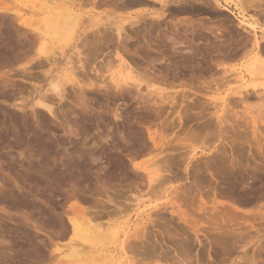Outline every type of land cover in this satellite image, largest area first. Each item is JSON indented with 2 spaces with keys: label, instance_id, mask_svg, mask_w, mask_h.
I'll list each match as a JSON object with an SVG mask.
<instances>
[{
  "label": "rangeland",
  "instance_id": "1",
  "mask_svg": "<svg viewBox=\"0 0 264 264\" xmlns=\"http://www.w3.org/2000/svg\"><path fill=\"white\" fill-rule=\"evenodd\" d=\"M35 1L37 0H0V264H146L147 262V264H179L182 260L180 256L181 254L177 250H174V246L179 244V242H182L183 244L186 240L190 241L191 249L188 248L190 252L187 256L188 260H185V263L186 261H189L191 264H264V220L260 219L261 215H264V181L261 183H253L251 182L252 180L247 177V174L244 173V182L246 184L244 183L245 185L243 186H240L242 183L238 185L239 180L237 181L232 177V180L228 179L229 176L226 177L225 175L223 176L224 179L218 177L220 183L217 185L215 181L213 183L207 176L211 181L208 179L209 182L204 180V183H195V187L193 184L194 182L192 181L193 172H163V174L166 173L165 175L168 178L166 186L176 190L174 191L175 193H173V196L168 195V197L165 198L162 194L152 196L151 193L148 192V172L140 170V168L144 166H149V168L152 167L153 160H156L157 158L155 157L156 153L160 151L163 153L165 151L166 153L172 151L173 148L170 146H172L174 142L176 143L175 140L183 138L182 141H180L189 145L190 142H193V138L190 140L191 134L196 131L199 132V130L204 128L202 125L205 123V119L203 118L202 120V118H197L193 113L190 114V117H186L185 120H183V118L181 124L178 114L176 113L181 109V106L183 105L182 103L188 104L190 100L189 98H193L194 96V98H201V100L211 98L212 100L214 99L212 101L214 103H212L213 105H209L210 107L207 109L214 111L221 108L220 97L226 92L241 90L244 83L237 78L240 75L237 71H233L229 77L230 79L223 85H220L221 87L217 86V88H215V85H212L210 89L199 88L195 85L188 86V82L191 83L188 80L190 76H193L195 73V75L199 77L195 76L196 79L194 76V79H192V77L190 78L192 81L195 80L193 81L194 83L200 79L202 80L205 76L208 78L210 77L209 75H211L212 78L217 77L218 79V76H220V74L222 75V68L215 70L214 65L211 66L210 64L213 59L218 61L221 57V37L226 36V34L229 35V37L232 35L229 38V40L231 39V42L229 43H232V45H236L237 41L235 40L239 38V33L251 37L250 34L242 32L243 30L241 28H237V21L234 20V16L230 15V13L225 10H221L222 6H226L230 9L235 16H237L239 12L240 14L237 17L244 19L245 21H248V18H250L249 20L254 19V17L259 18L257 14L258 12L251 9L244 10L240 8L243 4L242 0H219V3L215 0H200L201 3H197V1L195 2L193 0V2H191V0H180L178 7H175L172 4V0H163L161 1V4L155 0H141L143 3L141 2L139 4L133 3L131 0L130 2L129 0H120L119 2L122 1L120 6L117 4L118 1L116 2L115 0H106L111 3L113 1V5L105 0V2L103 0H95L98 3L95 1L93 2V0H89L91 3H87V0H83L86 2L85 3L81 0L80 2L82 4L80 3V6L79 4L76 6L78 7L77 13L80 19L78 18L77 23L75 22L68 26V24H63L60 17H57L60 15L56 14L55 17L57 18L54 17V10H51V8L45 9V12L44 10H38L31 13L28 9V5H31V3ZM38 1L42 3L45 1V5L43 6H47V0ZM124 1L125 3H123ZM42 13L45 16L42 15ZM155 13L161 15L159 16L161 18L159 23H156L158 21L151 18L155 17ZM114 18H116L117 21L120 19L119 22L122 26L124 25V29L126 27L127 30H125L128 32H126V35L124 33L122 35L127 37L130 35L128 39L124 38L123 40L117 36L115 31L116 27L119 26V23L116 22V19ZM59 19L60 22H57ZM130 19H133V22ZM128 20L131 23H128ZM259 20L260 19L257 20L258 26H263V20L261 22H259ZM183 21L189 23L188 25L186 24L187 28ZM30 22L31 24H29ZM104 23L107 27H105L106 25ZM132 23L136 24L133 26ZM65 25H67L66 29ZM60 26L65 30L61 29ZM67 27H71V29L67 30ZM98 27H101V29L99 30ZM102 28H109L110 30L107 29V31H111L116 37H112V34L109 32V35L111 36L105 40L107 38L106 34L108 33L105 31L106 29L103 30ZM143 28L148 30L151 29V32H147L148 36L147 38L145 37V39L138 37L139 35L137 33L138 30L143 31ZM263 29L264 26L262 29L259 27L257 32V35L261 40H264V37H261L263 34L261 31ZM92 30H95V32L97 31V36L94 35L95 32ZM80 31L84 32V34ZM91 31L94 33H92L93 36H96L97 38L90 36ZM98 31H101L102 33L105 31L106 34H103V36L100 35V38L98 35L102 33H99ZM191 31L195 32L192 33ZM191 33L192 35H190ZM214 34L215 36H220V38H215L213 36ZM34 35L39 39L35 38ZM149 35H151L152 39ZM17 36L20 37L19 41L21 40L31 49L33 48L31 47V44H33V51L29 52L31 50H27L29 53H21L22 55L14 51V55V52H11V45H14L16 42L17 44H20L19 41H16L18 40ZM169 36L173 39L175 38V40L170 42L171 40L169 39ZM90 37L92 41L90 40ZM34 38L36 41L33 40ZM93 38L95 40H93ZM117 38L119 40H117ZM109 39L110 41H113L106 44V41ZM121 39L123 42L120 41ZM28 40L30 41L29 44L31 43L30 46L27 45ZM125 40H127V42ZM191 42L193 43L191 44ZM205 42L209 43L206 45ZM233 42L235 44H233ZM39 43H41V45H39ZM80 43H86V46H89L91 43L97 44L96 48L100 50L96 49L95 52L93 51V48V50L90 49L91 47L87 48L81 46V48L79 46L81 45ZM125 43L128 44L125 45ZM108 44L112 47H109L110 45ZM140 44H144L142 45L143 47L141 46L142 50L138 47ZM123 45L127 46L126 49L131 47L133 50L131 48L124 50ZM135 45H137V52H134V50H136ZM37 46H42L49 50L48 52L42 51V55L41 53L40 55H36V50L34 49H37ZM206 46L207 48H205ZM79 47L81 50L83 49V51H81ZM196 47L199 49L198 51H196ZM44 48H42V50L47 51ZM121 48L122 50H120ZM192 49L195 53L192 52L193 54H189V50ZM88 50L89 53H91L90 55L94 58L91 56L89 57V54L86 55ZM78 51H81L82 54ZM198 52H201L203 55ZM44 53H46V56L51 55L53 57L56 55V65H50L51 62L49 61L52 60L50 59L49 61H46L44 59ZM96 55L99 56L96 58ZM40 56L42 58H40ZM86 56L92 59V61L89 62L90 59ZM181 56H183L182 59L188 57L189 60L191 59L194 63L199 62L198 64L201 66H194L195 68L187 66L191 69H188L187 67V69H184L185 67H181ZM16 57H18V59ZM38 58L42 59L41 61L45 60L49 63L45 64V62H42V64L36 65L40 61ZM84 58L86 59L85 61H83ZM192 58L195 59L193 60ZM15 59L17 61H15ZM79 60H82L83 63H85L83 64L82 61L80 62ZM27 62L28 65L26 64ZM205 62H208L207 64L209 65L206 66ZM78 63H82L84 68L83 66L81 67V64L80 66L78 65L77 68ZM123 63L129 64L136 69L137 72L141 73L138 75H164L167 79L165 82L167 83H161L162 81H159L160 79H158V81L156 80L157 83L154 81L153 83L157 84L156 87L161 85L162 88L165 89L164 93L168 92L167 94H169V92H171L172 96L175 97L177 104H174L173 108H171L169 104H152L154 98L151 97L150 101H152L150 102V105V103L146 101V86L140 88L141 92L140 90H135L133 87L129 88V85H126L128 88L123 89L121 94L115 92L117 87L114 86L112 78L118 79L120 76H126L127 74L123 70ZM194 63L193 65H197ZM70 64L76 65V67H73L75 72L80 71L78 69L81 68L80 72H83V75L88 77L84 78L82 73L76 72L78 75L75 74L77 75L75 76L76 78H74L75 81H79L82 76L83 81L81 79L79 81H82V86L87 80H92L94 82L98 81L96 89H94L95 87L91 89L87 87L82 93V90L80 89L82 86L79 82H77V84L68 82L64 87L66 92L65 90L62 91V97H56L55 93L50 91V89L47 91L45 88L46 85L47 87H50V75L54 74L55 76L60 74L59 79L63 81L62 78H64L65 80L67 76H70L69 70L66 71L65 67L70 66ZM175 64H178L180 69L175 67ZM31 65H33V67ZM85 65L89 66L86 67ZM104 65L108 67V71H105L107 68ZM209 66H211V68ZM198 67H201V70L203 69L202 67H204V72ZM87 68L88 75L86 72L87 70H85ZM96 68L100 70L102 74ZM48 70L53 72L50 73ZM57 71L59 72L57 73ZM184 72L186 76L189 77H187L188 79H186L185 74H183ZM197 72L201 74H198ZM24 73L26 75H24ZM43 73L48 76H44ZM38 74L41 75L39 76ZM97 75L101 78L98 79ZM200 76H202V78ZM182 80H187V85L178 86ZM102 85L103 87H101ZM34 86L36 88L39 87L37 89L35 88L36 90L34 91ZM45 90L47 92H45ZM36 91L38 93H46V95H43V97L46 96L45 98L54 97L51 100L48 98L49 101L45 98L42 99L43 97H40L42 94H39L38 98V93ZM182 93L187 96V100L185 98H183L185 101L182 100ZM257 99L258 97H248L247 100L242 101L243 103H236L238 105L236 106L235 104L234 110L238 113L248 112L251 117L254 115L256 116L260 111L255 112L254 110L262 111L264 109V103H261L260 99L257 101ZM38 101H44L45 103L48 102V104L51 103L49 105L52 107V110L54 109L52 114L47 109L44 110V107H42L43 105ZM258 103L261 104V106H258ZM205 104L206 103H204V105ZM247 106H249V108ZM183 107L184 105L182 108ZM257 107H262L263 109H254ZM183 110L184 109L180 111L183 113ZM114 111L116 112V115ZM196 111H198V109H196ZM181 112L180 115H182ZM249 115L246 114V116L250 117ZM258 124L262 123L258 122ZM261 126H263L262 129H264V125ZM258 127L259 126L257 125V131L259 132L261 131L259 130L261 127ZM204 130H201V132ZM150 136H152V138L155 137L156 139L154 138V140L158 141L159 145L161 144L162 146L160 145L158 149H156L157 147L154 148L153 142L150 141L152 140L149 138ZM207 137L208 138L205 139L209 141V143L205 141V144H202V146L200 144L201 140L198 139L197 143L194 138V142L189 146H186L189 150L184 148L186 150L185 153H195L194 159H198V161L212 159L209 157H214L213 154L215 155L217 151L220 150L223 140L212 135ZM186 140H190L189 143H187L188 141ZM194 143L197 144L195 145ZM163 144H169L170 146L165 145V147ZM49 146L51 148H49ZM128 147L132 149L129 150ZM148 148H150L152 152ZM185 153L183 152V157L185 156ZM150 162L151 165H149ZM122 163L125 166L121 168ZM118 166L122 170H119ZM48 169H50V171ZM238 173L241 174V172ZM233 175L235 177L238 176L237 172H234ZM221 180L225 182L230 180L228 182L231 183L236 180V182L230 186H238H235L236 189H234L235 191L233 190V192L236 197L238 196L237 198L239 201L238 199L232 200L217 195L218 191L215 189L217 188V190H219ZM184 191H187L186 195H184ZM188 192L189 194H187ZM180 195L183 196L182 199H184V201L189 198L184 206L183 203H180ZM259 195L260 198L258 197ZM184 196L185 198L187 196L189 197L185 199ZM169 197H173L172 200L176 207L180 206V210L189 211L192 208L191 211H187L192 214V218H196L198 215L197 219H205L206 217H209V213H211L210 216H213L212 218L214 219H219L218 217H220V219L224 218L228 221V225H231V227H228L229 229L231 228V232L229 231V234L227 233L228 235H224L227 238L222 236L221 238L219 234L215 233L217 228L211 230L209 232L210 234H205V230L203 231L201 229L199 234L197 233L198 235H195L194 232L182 225L181 220L176 218L177 216H172L169 213L170 206L164 204V201H168ZM181 201L183 202V200ZM201 201L205 202V207L209 210L206 211V209H204V211H201L198 209ZM18 203L22 205H19ZM118 203L120 204L118 205ZM212 203L214 205H212ZM155 204L158 206H154ZM163 204L167 208L162 207ZM180 204H182V206ZM259 204L261 205V208ZM119 209H122L123 211ZM154 210L157 211L155 214L153 213ZM200 215L202 217H200ZM203 216H205V218ZM70 219L79 221L84 226V229H81L79 232L73 231L70 226ZM197 221L198 223L203 222L200 220ZM179 222H181V225ZM112 223H114V225ZM258 224H260V226ZM179 225L180 227H178ZM181 226H183V231L185 230L184 233H181ZM144 227L147 228L145 229ZM162 227L165 228L163 229ZM168 227H170L169 230ZM138 228H141L142 231L145 230L143 232L144 237L139 238V240H142V242L145 243H142L137 238L131 236V233L135 234L140 230ZM137 229L138 231H136ZM164 230L165 232L168 230V233L169 231L173 233L176 231L180 233L178 235L179 237H169ZM186 231H188V233L190 232V237L192 234L194 236L192 235L191 238H187L189 235L186 236ZM80 235L93 236L94 238L92 237L90 243L83 241L80 238ZM100 235L101 237H99ZM107 235H109V237ZM112 235H114L115 238H113ZM215 235H219L220 239L218 237V239L212 238ZM228 236L231 237L230 240H228ZM167 237L169 239H167ZM121 238H123V240ZM131 238L134 240L132 242L135 244L136 242L140 243L137 247L128 245L129 248L133 247V252L131 249H126L128 248L126 247V241H128L127 244H129ZM221 239L222 241L220 242ZM150 242L154 243H151L154 247L149 244ZM146 243L152 246V251L155 249L153 253L151 250L149 251L150 246L148 248ZM143 244H145L146 248L145 246L144 248L141 247ZM72 246H74V248ZM147 248L149 252L147 256L150 253L153 255H149L150 258L152 257V261H150L151 259H146L149 257H146L145 255V252L147 253ZM138 251L139 253H144V255L141 257L140 254H137ZM163 257L168 259L166 260ZM176 260H179V262ZM189 262L188 264H190Z\"/></svg>",
  "mask_w": 264,
  "mask_h": 264
},
{
  "label": "bare ground",
  "instance_id": "2",
  "mask_svg": "<svg viewBox=\"0 0 264 264\" xmlns=\"http://www.w3.org/2000/svg\"><path fill=\"white\" fill-rule=\"evenodd\" d=\"M38 1V0H37ZM35 1V2H32L31 3V5H28V3H27V5L29 6V11H31V13L32 12H36V11H38V10H41V11H43L44 10V12H45V9H47V8H51V10H54V17L56 16V14L57 15H60V16H57V17H60V19L62 20V22H63V24H68V26H69V24H74L75 22L77 23L78 22V18H79V16H78V13H77V8L78 7H76L78 4H79V6H80V1L81 0H78V1H74V0H47L48 2H50V3H48L47 1H46V7L45 6H43V5H45L44 4V2L42 3V2H40V1ZM83 1V0H82ZM95 0H93V2H94ZM101 1V0H100ZM104 1V0H103ZM102 1V2H103ZM106 1V0H105ZM104 1V2H105ZM116 2H117V4H119V6L121 5L120 3L122 2H119L120 0H115ZM143 1H147V0H143ZM143 1H141V0H131V2H133V3H143ZM156 2H160L159 4H161V1H163V0H155ZM182 1V0H181ZM193 1H197V3H201V1L199 2L198 0H193ZM192 0H191V2H193ZM208 1V0H207ZM216 2H220L219 0H215ZM243 1V2H242ZM241 2L243 3L241 6H240V8H242V9H244V10H246V9H251V10H254L255 12H258L257 14H258V17L259 18H255L254 17V19H252V20H249L250 18H248V21H245L244 19H241V18H238L237 16H239V12H238V15L237 16H235V14L230 10V9H228L226 6H222L221 7V10H225V11H227L228 13H230V15H233L234 16V20H236L237 21V28L239 27V28H241L243 31L242 32H245V33H248V34H250V36L251 37H249L248 35H242L241 33H239L240 34V36L238 35V39L237 40H235V41H237L236 42V45H232V43H229V42H231V39L229 40V38L232 36V35H230V37H229V35H227L226 34V36H224V37H221L220 38V36L218 37L217 35L215 36V34L213 35L215 38H220V42H221V44H220V47H222V50H221V53H220V55H221V57L219 58V60L217 61H215L214 59L211 61V66H213L214 65V69L216 70V69H219V68H222V70H223V73H222V75L220 74V76H218V79H217V77H214V78H212L211 77V75H209L210 77H208V78H206V76H205V78H203L202 80L200 79V80H198L196 83H194L193 81H195V80H191L190 78L192 77V79H194V77L196 76L195 74H193V76L191 75L190 76V78L188 77V76H186V74H185V72L183 73V74H185V76H186V79H188L189 78V80L188 81H190L191 83H189L188 82V86H196V87H202V88H206V89H210L211 88V86L213 85H215L216 87L215 88H217V86H219V87H221L220 85H223L225 82H227L230 78V76H231V73L233 72V71H237V72H239L240 73V75H239V77H237V78H239V80L240 81H242L243 83H244V85L241 87V90H238V91H231V92H226L222 97H220L221 99V104H220V107L221 108H219V109H217V110H214V111H210L209 109H207V108H209L210 106L209 105H213L212 103H214V102H212L213 100L211 99V98H205L204 100L202 99L201 100V98H189L190 100H189V103L188 104H184V103H182L183 105H184V107L182 108V106H181V109L180 110H182V109H184L183 111V113H182V115H180V112L178 111L176 114H178V118L180 119V121H181V124H182V121L183 120H185V118L187 117H190V114L191 113H193L194 114V116L195 117H199V118H202V120H203V118L205 119V123H203V129H201V130H204L203 132H201V130H199V132L198 131H196V132H193V134H191V137H190V140L192 139V141L194 142V140L198 143V139H200L199 141L201 142L200 144H201V146H202V144H205V141H207L205 138H208L207 136H209V135H212V136H214V137H217V138H221L222 140H223V142L221 143V148H220V150H218L217 151V153L214 155L213 154V156L214 157H209V158H212V159H210V160H206V161H198V159L196 160V159H194V157H195V153H189V154H186L185 153V149L184 148H186L187 149V145L188 144H186V143H184V142H181L182 141V139L183 138H180V139H178V140H175L176 141V143L174 142L173 143V145L172 146H170L169 144H167V145H169L171 148H173V150L172 151H170V152H167L166 153V151L163 153V152H158V153H156V155H155V157H157L156 158V160H153V162H152V165H151V162H150V164L149 165H151L152 167L151 168H149V166L147 167V166H144V167H141L140 168V170L141 171H143V172H148V186L149 187H147L148 188V192L149 193H151V195L153 196V195H159V194H162L165 198H167L168 197V195L170 196V195H172L173 196V193H175L174 191H176L175 189H171V188H168L167 186H166V182H168L167 180H168V178L166 177V173H164L163 174V172H193V176H192V178H193V184L195 185V187H196V184L195 183H204L203 181L204 180H207V182H209V180L211 179L212 180V182L214 183V181H215V183H217V185H218V183H220V180H219V178L218 177H221V179L223 178V176L225 175L226 177H228V179H231L232 180V178H234V179H236L237 181L239 180V184L238 185H240L241 183V185L240 186H243V185H245L246 183L244 182V176H243V174L245 173V174H247V177H249L252 181L251 182H253V183H256V182H262V181H264V129H262V127L263 126H261V125H264V109L262 108V107H257V108H254V109H263L262 111L261 110H254L255 112L256 111H260L261 112V114H260V112H258V114H260V115H258V114H256V116L254 115V116H250L249 115V113L248 112H237V111H235L234 110V108H235V104L236 103H240V102H242V101H244V100H247V98L248 97H258V99H260L261 100V103H264V40H261V39H259V37H258V35H257V32H258V28L260 27L261 29L263 28V26H258V19H260L259 20V22H261L262 20H263V23H264V0H242ZM37 2V3H36ZM40 2V3H39ZM83 2H85V1H83ZM91 3V1H89V0H87V3ZM95 2H97V1H95ZM101 2V3H102ZM103 2V3H104ZM106 2H108V1H106ZM129 2H130V0H129ZM172 2V4L175 6V7H178V5H179V2H180V0L178 1V0H172L171 1ZM39 3V4H38ZM60 3H62V4H60ZM86 3V2H85ZM98 3V2H97ZM108 3H111V2H108ZM123 3H125V1L123 2ZM123 3H122V5H123ZM164 3V2H163ZM182 3H185V2H182ZM197 3H196V5H197ZM238 3V2H237ZM82 4V3H81ZM106 4V3H105ZM112 5H113V1H112V3H111ZM110 4V5H111ZM149 4V3H148ZM191 4V3H190ZM194 4V3H193ZM26 5V6H27ZM94 5H96V4H94ZM99 5V4H98ZM114 5H115V3H114ZM215 5V4H214ZM237 5V4H236ZM117 6V5H116ZM119 6H117V7H119ZM124 6V5H123ZM192 6V5H191ZM216 6V5H215ZM123 8V7H122ZM138 8V7H137ZM173 8V7H172ZM215 8V7H214ZM218 8V7H217ZM120 9V8H119ZM185 9H187V8H185ZM218 9H220V8H218ZM135 10V9H134ZM183 10V9H182ZM205 10V9H204ZM188 11V10H187ZM166 12V11H165ZM184 12V11H183ZM37 14V13H36ZM39 14V13H38ZM47 14V13H46ZM50 14H52V13H50ZM49 14V16L51 17V15ZM19 15V14H18ZM42 15H44L43 13H42ZM155 15V17H151L152 19H155V21H158V22H156V23H159V21H160V17L159 16H161V15H158V14H154ZM170 15V14H169ZM45 16V15H44ZM241 16V15H240ZM255 16V15H254ZM42 17V16H41ZM57 17H55V18H57ZM128 17L130 18V16L128 15ZM171 17V16H170ZM13 18V17H12ZM19 18V17H18ZM45 18H48V17H45ZM52 18V17H51ZM50 18V19H51ZM119 18H121V17H119ZM118 18V19H119ZM133 18H135V17H133ZM219 18V17H218ZM226 18V17H225ZM243 18V17H242ZM40 19V18H39ZM60 19H59V21H57V22H60ZM80 19V18H79ZM100 19V18H99ZM114 19H116V18H114ZM123 19H124V17H123ZM127 19V18H126ZM204 19V18H203ZM210 19V18H209ZM229 19V18H228ZM17 20V19H16ZM20 20V19H19ZM18 20V21H19ZM24 20V19H23ZM43 20H45V19H43ZM47 20V19H46ZM56 20V19H55ZM131 20V19H130ZM133 20V19H132ZM131 20V21H132ZM137 20V19H136ZM24 21H26V20H24ZM24 21H23V23H24ZM48 21V20H47ZM51 21H52V19H51ZM54 21V20H53ZM97 21V20H96ZM111 21V20H110ZM119 21H120V19H119ZM119 21H117V19H116V22H118L119 23V26L118 27H116V33H117V36L119 37V38H122L123 40H124V38L126 39H128V37L130 36V35H128V37L127 36H124V35H122L123 33L126 35V32H128V31H126L127 29H126V27H125V29H124V25L122 26L121 24H120V22ZM208 21V20H207ZM20 22V21H19ZM45 22V21H44ZM61 22V23H62ZM124 22V21H123ZM122 22V23H123ZM128 23L130 22L129 20L127 21ZM133 22V21H132ZM135 22H137V21H135ZM166 22V21H165ZM173 22V21H172ZM184 22V21H183ZM35 23V22H34ZM46 23V22H45ZM48 23V22H47ZM107 23V22H106ZM115 23V22H114ZM131 23V22H130ZM171 23V22H170ZM185 23V22H184ZM20 24V23H19ZM29 24H31V22L29 23ZM54 24H55V22H54ZM103 24V23H102ZM105 24V23H104ZM109 24H111V23H109ZM113 24V23H112ZM136 24V23H135ZM135 24H133L132 23V25L134 26ZM137 24H139V23H137ZM162 24V23H161ZM188 25L189 23H185V25ZM190 24H192V23H190ZM260 24V23H259ZM27 25H28V23H27ZM49 25H51V24H49ZM48 25V26H49ZM106 25V24H105ZM129 25H131V24H129ZM187 25H186V28H187ZM244 25V26H243ZM52 26V25H51ZM56 26V25H55ZM66 26L67 25H65V29H66ZM101 26V25H100ZM110 26V25H109ZM115 26V25H114ZM128 26V25H127ZM140 26V25H139ZM168 26V25H167ZM189 26H191V25H189ZM189 26H188V28H189ZM15 27V26H14ZM27 27V26H26ZM50 27V26H49ZM54 27V26H53ZM61 27V29H63L62 28V26H60ZM59 27V28H60ZM75 27V26H74ZM102 27V26H101ZM101 27H98L99 28V30L101 29ZM105 27H107V25L105 26ZM143 27H144V25H143ZM146 27V26H145ZM149 27V26H148ZM169 27V26H168ZM167 27V28H168ZM211 27V26H210ZM36 28V27H35ZM58 28V27H57ZM134 28H136V27H134ZM140 28V27H139ZM142 28V27H141ZM147 28V27H146ZM146 28H143V31H137V33H138V37H142L143 39H145V37L147 38V32H149L151 29H146ZM150 28V27H149ZM160 28V27H159ZM162 28V27H161ZM174 28H176V27H174ZM194 28V27H193ZM39 29V28H38ZM49 29V28H48ZM65 29H63V30H65ZM68 29H71V27L70 28H68L67 27V30ZM103 29V28H102ZM106 29V28H105ZM105 29H103V30H105ZM107 29H109V28H107ZM107 29L105 30V31H107ZM195 29V28H194ZM194 29H192V30H194ZM199 29V28H198ZM12 30V29H11ZM19 30V29H18ZM103 30H101V31H103ZM110 30V29H109ZM137 30V29H136ZM156 30V29H155ZM176 30V29H175ZM202 30V29H201ZM93 32H95V30H92ZM90 32L91 33V35L90 36H92V37H96L97 35V31L95 32V34L93 33V32ZM101 31H98L99 33L101 32ZM104 31V33H102V34H99L98 36H103V34H106V32ZM114 31V30H113ZM210 31V30H209ZM214 31V30H213ZM220 31H221V29H220ZM261 31V30H260ZM82 34H84V32H82V31H80ZM86 32V31H85ZM109 32H110V34H112V37L113 36H115V35H113V33H111V31H107V33L108 34H106L107 35V38L105 39V40H107L108 38H110V36L111 35H109ZM151 32V31H150ZM155 32V31H154ZM154 32H153V34H154ZM159 33H161L160 31H158ZM174 32V31H173ZM192 33H194L193 31H191ZM210 32H212V31H210ZM263 34H264V29L261 31ZM94 35H96V36H93V34ZM115 33V34H116ZM156 33V32H155ZM192 33L190 34V35H192ZM213 33V32H212ZM237 33V32H236ZM136 34V33H135ZM152 34V35H153ZM230 34V33H229ZM235 34V33H234ZM261 35V37H264V35ZM39 35V34H38ZM37 35V36H38ZM88 35V34H87ZM197 35V34H196ZM199 35V34H198ZM223 35H225V34H223ZM19 36V35H18ZM17 36V37H18ZM101 36H100V38H101ZM134 36V35H133ZM155 36V35H154ZM157 36V35H156ZM163 36V35H162ZM211 36V35H210ZM22 37V36H21ZM32 37H33V35H32ZM34 37H35V35H34ZM79 37V36H78ZM82 37H84V36H82ZM116 37V36H115ZM114 37V38H115ZM136 37H137V35H136ZM149 37H151V35H149ZM207 37V36H206ZM205 37V38H206ZM19 38L20 37H18V40H16V41H19ZM35 38H37V39H39L38 37H35ZM35 38L33 39V40H35ZM87 39H89L88 37H86ZM93 38V40H95ZM97 38V37H96ZM99 38V37H98ZM99 38V39H100ZM104 38H105V36H104ZM134 38V37H133ZM132 38V39H133ZM155 38V37H154ZM164 38V37H163ZM214 38V39H215ZM24 39V38H23ZM112 39V38H111ZM122 39L120 40V41H122ZM151 39H152V37H151ZM169 39L171 40L170 42H173L174 40H175V38L173 39L171 36H169ZM190 39V38H189ZM192 39V38H191ZM90 40H91V37H90ZM97 40V39H96ZM105 40H104V42H105ZM117 40H119L118 38H117ZM138 40V39H137ZM147 40V39H146ZM173 40V41H172ZM212 40H213V38H212ZM234 40V39H233ZM15 41V40H14ZM36 41V40H35ZM92 41V40H91ZM113 41V40H112ZM112 41H110V39L108 40V41H106V44L107 43H109V42H112ZM126 42H127V40H125ZM124 41V42H125ZM177 41V40H176ZM192 41V40H191ZM194 41V40H193ZM206 41V40H205ZM208 41V40H207ZM210 41V40H209ZM228 41V42H227ZM20 42V44H17V42L14 44V45H11V52H14V51H16V53H22V54H24L25 52H26V54L27 53H29V52H32L33 51V48H34V45L33 44H31V47H33L32 49L30 48V47H27L25 44H24V42H22L21 40L19 41ZM18 42V43H19ZM22 42V43H21ZM29 40H28V46H30V44H29ZM89 42V41H88ZM87 42V43H88ZM123 42V41H122ZM140 42V41H139ZM223 42V43H222ZM27 43V42H26ZM32 43H34V42H32ZM118 43V42H117ZM121 43V42H120ZM119 43V44H120ZM129 43V42H128ZM128 43H125V45H127ZM177 43V42H176ZM193 42H191V44H192ZM209 42H205V44L207 45ZM212 43V42H211ZM218 43V42H217ZM78 44V43H77ZM77 44H75V45H77ZM81 45H79L80 47L81 46H84V47H87V48H90V49H92L93 51H95L96 52V46H97V44H89V46H86L87 44L86 43H80ZM122 44V43H121ZM124 44V43H123ZM134 44V43H133ZM139 44V43H138ZM175 44V43H174ZM179 44V43H178ZM183 44V43H182ZM187 44V43H186ZM194 44H195V42H194ZM199 44V43H198ZM197 44V45H198ZM215 44H216V42H215ZM233 44H235L234 42H233ZM39 45H41V43H39ZM45 45V44H44ZM108 45H110V44H108ZM125 45H123L122 47L124 48V50L127 48V46H125ZM130 45V44H129ZM142 45H144V44H140V45H138V47L139 48H141V46ZM177 45V44H176ZM175 45V46H176ZM196 45V46H197ZM211 45V44H210ZM100 46V45H99ZM120 46V45H119ZM136 46V50H134V52H137V45H135ZM135 46H134V49H135ZM212 46V45H211ZM219 46V45H218ZM38 48L37 49H34V50H36V52H35V54L36 55H40V53H41V55H42V51H44V52H48V50L46 49V48H44V47H42V46H37ZM80 47H79V49H80ZM108 47V46H107ZM109 47H112L111 45L109 46ZM108 47V48H109ZM121 47V46H120ZM119 47V48H120ZM143 47V46H142ZM146 47V46H145ZM189 47V46H188ZM202 47H204V46H202ZM207 47V46H206ZM209 47V46H208ZM214 47V46H213ZM42 48H44V49H46L47 51H45V50H42ZM82 48V47H81ZM86 48V49H87ZM98 48H101V47H98ZM104 48H106V47H104ZM131 47H128V49H130ZM175 48V47H174ZM192 48V47H191ZM210 48V47H209ZM86 49H84V50H86ZM102 49H103V45H102ZM110 49V48H109ZM128 49H126V50H128ZM132 49V48H131ZM147 49V48H146ZM214 49H215V47H214ZM29 50H31V51H28ZM81 50V49H80ZM97 50H100V49H97ZM120 50H122V48L120 49ZM133 50V49H132ZM139 50V49H138ZM141 50H142V48H141ZM199 49L196 47V51H198ZM202 50V49H201ZM210 50V49H209ZM213 50V49H212ZM81 51H83V49L81 50ZM81 51H78V52H80L81 53ZM91 51V50H90ZM129 51H131V50H129ZM128 51V52H129ZM175 51V50H174ZM186 51H188V50H186ZM203 51V50H202ZM201 51V52H202ZM88 53L86 54V55H88L89 57L91 56L90 54L91 53H89V50L87 51ZM92 52V51H91ZM112 52V51H111ZM139 52V51H138ZM192 52H194L193 51V49L192 50H189V54L190 53H192ZM201 52L199 53V54H201ZM208 52V51H207ZM51 53V52H50ZM92 53H94V52H92ZM195 53V52H194ZM21 54V55H22ZM33 54H34V52H33ZM46 53H44V55H45ZM78 54V53H77ZM82 54V53H81ZM118 54H120V53H118ZM185 54H187V53H185ZM193 54V53H192ZM14 55H15V52H14ZM79 55V54H78ZM95 55V54H94ZM121 55V54H120ZM174 55V54H173ZM201 55H203V54H201ZM17 56V55H16ZM20 56V55H19ZM24 56H26V55H24ZM35 56V55H34ZM51 55H49V56H46L45 55V60L46 61H49L50 59L52 60V61H49V62H51L50 63V65H56V62H55V56H51ZM88 56H86V57H88ZM97 56H99V55H96V58H97ZM109 56V55H108ZM116 56V55H115ZM215 56V55H214ZM21 57H23V56H21ZM20 57V58H21ZM38 57V56H37ZM84 57H85V55H84ZM88 57V58H89ZM91 57H93V56H91ZM182 57L183 56H181L180 58H181V60H182V62H181V67H185L184 69H187L188 67L187 66H191V68H193L194 66H201L200 64H198L199 62H197V63H194L191 59L189 60V58L188 57H184L183 59H182ZM196 57V56H195ZM201 57V56H200ZM17 59H18V57H16ZM24 58V57H23ZM40 58H42L41 56H40ZM73 58H75V57H73ZM72 58V59H73ZM88 58H87V60H88ZM94 58V57H93ZM117 58H120V57H117ZM197 58V57H196ZM245 58V59H244ZM39 59V58H38ZM72 59H71V61H72ZM82 59V58H81ZM90 59V58H89ZM179 59V58H178ZM193 59V58H192ZM195 59V58H194ZM193 59V60H194ZM40 60V61H39ZM38 61V64H36V65H40V64H42V62H45V64L47 63H49V62H46L45 60H43V61H41L42 59H39ZM77 60V59H76ZM75 60V61H76ZM86 59L84 58V60L83 61H85ZM208 60V59H207ZM210 60H211V58H210ZM15 61H17L16 59H15ZM19 61H20V59H19ZM37 61V60H36ZM70 61V62H71ZM80 61V60H79ZM82 61V60H81ZM80 61V62H81ZM83 61H82V63H83ZM89 61V60H88ZM92 61V59H90V61L89 62H91ZM120 61V60H119ZM196 61V60H195ZM209 61V60H208ZM229 61H231V62H229ZM69 62V63H70ZM73 62V61H72ZM177 62V61H176ZM191 62H193L194 64H197V65H193V63H191ZM204 62V61H203ZM17 63V62H16ZM36 63V62H35ZM69 63H67V64H69ZM82 63H80L81 64V67L83 66V68H84V63L82 64ZM87 63V62H86ZM112 63V62H111ZM110 63V64H111ZM115 63V62H114ZM180 63V62H179ZM206 63V62H205ZM208 63V62H207ZM206 63V66L207 65H209V64H207ZM25 64V63H24ZM27 65H28V62L26 63ZM66 64V63H65ZM80 64L78 63L77 64V68H78V65L80 66ZM89 65H91L90 63H88ZM105 64V63H104ZM124 64V63H123ZM123 64H121V65H123ZM74 65V64H73ZM72 64H70V66H68V67H65V70L67 71V70H69V73H70V76H67V78L64 80V78H62L63 79V81H61L60 79H59V75L60 74H57V75H55L54 76V74L53 75H50V82H49V86L50 87H47V85H46V88L45 89H47V91H48V89H50V91H52V92H54L55 93V95H56V97L58 96V98H59V96H61L62 95V91H64L65 90V86H66V83H68V82H73L74 84H77V82H79L80 81V79L83 81V72H80L81 71V68L80 69H78V70H80V71H76L77 73L78 72H80V73H82V78H78L79 79V81L78 80H74V78H76L75 76H77L78 74L75 72V70H73L74 68L73 67H76V65H74L73 66ZM89 65H85L86 67H88ZM100 65H102V64H100ZM132 65V64H131ZM26 66V65H25ZM25 66H23V67H25ZM32 67H33V65H31ZM41 66H43V65H41ZM67 66V65H66ZM95 66V65H94ZM98 66V65H97ZM105 66V65H104ZM111 66V65H110ZM202 66H203V63H202ZM211 66H209L210 68H211ZM22 67V68H23ZM27 67H29V66H27ZM40 67V66H39ZM45 67V66H44ZM44 67H42V68H44ZM99 67V66H98ZM106 67V66H105ZM175 67H177V68H179L180 69V67H179V65L178 64H175ZM187 67V68H186ZM26 68V67H25ZM25 68H23V69H25ZM36 68V67H35ZM46 68H48V67H46ZM77 68H76V70H77ZM103 68V67H102ZM101 68V69H102ZM107 69L105 70V71H108L109 69H108V67H106ZM191 68H188V69H191ZM195 68V67H194ZM199 69L201 68V67H198ZM204 70H205V68L204 67H202ZM94 69V68H93ZM92 69V70H93ZM97 69V68H96ZM104 69V68H103ZM122 69V68H121ZM203 69L201 70V71H203ZM47 70V69H46ZM83 70V69H82ZM85 70H87L86 72H87V75H88V68L87 69H85ZM84 70V71H85ZM98 70V69H97ZM123 70L127 73H125L126 74V76L124 75V76H120V78H118V79H113L112 78V82L114 83V86L115 87H117V89L115 90V92H117V93H122V91H123V89H125V88H128L126 85H129L130 87L129 88H135V90H137V91H139L140 90V88H142V86L143 87H145L146 86V89H147V95H146V101L147 102H151L150 101V99H151V97H153L152 99H153V101H152V104H155V103H157L158 105L159 104H169L170 105V107L171 108H173L174 107V104L176 105L177 104V102H176V99H175V97L174 96H172V94H171V92H169V94H167V93H164L165 91V89L164 88H162V86H161V88H160V86L158 85L157 87H156V80L158 81V79H160L159 81H162L161 83H164L165 81H167V79L165 78V76L164 75H150V74H142V75H138V74H141V73H139V72H137L136 71V69H134L133 67H131L129 64H124V66H123ZM199 70V71H200ZM212 70H213V67H212ZM63 71V70H62ZM98 71H100V70H98ZM103 71V70H102ZM104 71V72H105ZM180 71H182V70H180ZM191 71V70H190ZM193 71V70H192ZM47 72V71H46ZM48 72H50L49 70H48ZM51 72H53V71H51ZM50 72V73H51ZM59 71H57V73H58ZM85 72V73H86ZM101 72V71H100ZM176 72V71H175ZM194 72H196V71H194ZM204 72V71H203ZM215 72V71H214ZM198 73V72H197ZM217 73V72H216ZM44 74V73H43ZM48 74V73H47ZM75 74H77V75H75ZM90 74V73H89ZM93 74V73H92ZM98 74V73H97ZM101 74H102V72H101ZM100 74V75H101ZM152 74H154V73H152ZM198 74H201V73H198ZM197 74V75H198ZM204 74V73H203ZM211 74H212V72H211ZM24 75H26L25 73H24ZM39 75V74H38ZM41 75V74H40ZM39 75V76H40ZM189 75H190V73H189ZM213 75V74H212ZM44 76H46V74H44ZM48 76V75H47ZM46 76V77H47ZM81 76V75H80ZM103 76V75H102ZM204 76V75H203ZM87 76L85 75L84 76V78H86ZM97 77H98V79H100L101 77L99 76V75H97ZM105 77V76H104ZM188 77V78H187ZM196 77H199V76H196ZM196 77H195V79H196ZM201 78H202V76H200ZM220 77V78H219ZM44 78V77H43ZM88 78V77H87ZM183 78V77H182ZM46 79V78H45ZM93 79V78H92ZM104 79V78H103ZM37 80V79H36ZM85 80V79H84ZM90 80V79H89ZM97 80V79H96ZM95 80V81H96ZM39 81V80H38ZM75 81V82H74ZM81 81V82H82ZM86 81V80H85ZM103 81V80H102ZM153 81L154 82H156L155 84L153 83ZM185 80H182V82H180V84L178 85V86H182V85H185L186 84V81L184 82ZM81 82H79L80 84H81V86H82V83ZM151 82H152V84H151ZM170 82V81H169ZM99 83H101V82H99ZM108 83V82H107ZM111 83V82H110ZM130 83V84H129ZM158 83H160V82H158ZM165 83H167V82H165ZM84 85L82 86V87H80V89L82 90V93H83V90L85 89V88H89V89H91V88H94V89H96V86L98 85V81L97 82H94V81H88L87 80V82L85 83H83ZM169 84V83H168ZM167 84V85H168ZM171 84V83H170ZM71 85H73V84H71ZM79 85V84H78ZM78 85H76V86H78ZM172 85V84H171ZM187 85V84H186ZM75 86V85H74ZM104 86H105V84H104ZM110 86V85H109ZM108 86V87H109ZM113 86V87H114ZM126 86V87H125ZM176 86V85H175ZM39 87V86H38ZM37 87V88H38ZM73 87V86H72ZM84 87V88H83ZM99 87V86H98ZM101 87H103V85L101 86ZM36 87L34 86V91L37 89H35ZM67 88H68V85H67ZM100 88V87H99ZM110 88H112V87H110ZM110 88H108V89H110ZM94 89H92V90H94ZM32 90V89H31ZM79 90V89H78ZM112 90V89H111ZM127 90V89H126ZM125 90V91H126ZM202 90V89H201ZM46 90H45V92H47ZM128 91V90H127ZM136 91V92H137ZM203 91H204V89H203ZM37 92V91H36ZM65 92H66V90H65ZM65 92H63V93H65ZM106 92V91H105ZM129 92V91H128ZM140 92H141V90H140ZM13 93V92H12ZM38 93V92H37ZM44 93V92H43ZM38 93L37 95H38V98H39V94H42V96L40 95V97H43V95H46V93ZM80 93V92H79ZM111 93V92H110ZM49 94V93H48ZM47 94V95H48ZM67 94V93H66ZM129 94H130V92H129ZM179 94V93H178ZM13 95V94H12ZM11 95V96H12ZM53 95V94H52ZM145 95V94H144ZM176 95V94H175ZM182 95V100H184L183 98H185L186 100L188 99L187 98V96L185 95V94H181ZM188 95V94H187ZM121 96V95H120ZM46 97V96H45ZM45 97H43L42 99H44ZM54 97V96H53ZM53 97L51 98H49L50 100L51 99H53ZM62 97V96H61ZM123 97V96H122ZM38 98H37V100H38ZM48 98H45V99H47V100H49ZM245 98V99H244ZM258 99H257V101H258ZM39 100H41V99H39ZM49 100V101H50ZM63 100V99H62ZM144 100H145V98H144ZM178 101V100H177ZM185 101V100H184ZM39 102V101H38ZM37 102V103H38ZM41 102V101H40ZM39 102V103H40ZM47 102V101H46ZM82 102V101H81ZM85 102V101H84ZM146 102V103H147ZM216 102V101H215ZM246 102V101H245ZM249 102V101H248ZM252 102V101H251ZM255 102V101H254ZM204 103H206L205 105H204ZM243 103V102H242ZM36 104V103H35ZM40 104H42L43 106L42 107H44L43 109L45 110V109H47L51 114H52V112L54 111V109L52 110V107L49 105V104H51V103H49L48 104V102L47 103H45L44 101H42ZM148 104V103H147ZM181 104V103H180ZM204 106H203V105ZM259 104V103H258ZM150 105H151V103H150ZM160 105V106H161ZM238 104H236V106H237ZM242 105V104H241ZM264 105V104H263ZM39 106V105H38ZM258 106H261V104H259ZM31 107V106H30ZM206 107V108H205ZM215 107V106H214ZM248 108H249V106H247ZM24 108V107H23ZM26 108H27V106H26ZM29 108V107H28ZM252 108V107H251ZM196 109H198V111H196ZM32 110V109H31ZM35 110V109H34ZM195 110V111H194ZM252 110V109H251ZM116 111V110H115ZM114 111V112H115ZM248 111V110H247ZM32 113V112H31ZM246 114L247 115H249L250 117H248V116H246ZM115 115H116V112H115ZM263 115V116H262ZM184 118V119H183ZM183 119V120H182ZM258 119V120H257ZM258 122L259 123H262V124H258ZM184 124V123H183ZM257 125L259 126V127H261V129L259 128V130H261V131H257ZM202 128V127H201ZM191 132V133H192ZM134 137V136H133ZM186 137V136H185ZM185 137H184V139H185ZM188 137H189V135H188ZM150 139H152V140H150V141H152L153 142V145H154V148L155 147H157L156 149H158L159 148V146L161 145H159V142L158 141H155L154 140V138L155 137H153L152 138V136H150L149 137ZM187 138V137H186ZM195 138V139H194ZM156 139V138H155ZM189 139V138H188ZM205 139V140H204ZM132 140V139H131ZM140 140V139H139ZM145 140V139H144ZM158 140H159V138H158ZM181 140V141H180ZM190 140H186V141H188L187 143H189V141ZM138 142V141H137ZM193 142H190L189 143V145L190 144H192ZM196 143V144H197ZM207 143H209V141H207ZM132 144V143H131ZM150 144V143H149ZM175 144V145H174ZM195 144V143H194ZM195 144V145H196ZM200 144H198V145H200ZM166 145V144H165ZM164 144H163V146H165ZM166 145V146H167ZM188 145V146H189ZM75 146V145H74ZM147 146V145H146ZM162 146V145H161ZM165 146V147H166ZM168 146V147H169ZM54 147V146H53ZM137 147H138V145H137ZM143 147H145V146H143ZM48 148V147H47ZM46 148V149H47ZM49 148H51L50 146H49ZM127 148V147H126ZM171 148H170V150H171ZM189 148V147H188ZM128 149L130 150V149H132V148H129L128 147ZM147 149V148H146ZM148 149H150V148H148ZM183 149V150H182ZM192 149H193V147H192ZM191 149V150H192ZM126 150V149H125ZM187 150H189V149H187ZM150 151H151V149H150ZM195 151V150H194ZM193 151V152H194ZM147 152V151H146ZM152 152V151H151ZM183 152L185 153L184 155V157H183ZM130 153H131V151H130ZM152 154V153H151ZM73 155V154H72ZM149 155H150V153H149ZM197 155V154H196ZM82 156V155H81ZM70 158V157H69ZM191 159H192V161H191ZM72 160V159H71ZM187 160H189V161H187ZM194 160V161H193ZM69 161V160H68ZM114 161V160H113ZM112 161V162H113ZM118 161V160H117ZM152 161V160H151ZM79 162V161H78ZM120 162H122V161H120ZM30 163V162H29ZM28 163V164H29ZM65 163H67V162H65ZM73 163V162H72ZM22 164V163H21ZM20 164V165H21ZM82 164V163H81ZM135 164V163H134ZM63 165V164H62ZM69 165V164H68ZM114 165V164H113ZM148 165V164H147ZM27 166V165H26ZM34 166V165H33ZM112 166V165H111ZM125 165H123V163L121 164V168L122 167H124ZM134 166H136V165H134ZM22 167H23V165H22ZM28 167V166H27ZM82 167V166H81ZM114 167H115V165H114ZM113 167V168H114ZM119 167V166H118ZM24 168L26 169V167L24 166ZM23 168V169H24ZM30 168V167H29ZM120 167H119V170L121 169ZM24 169V170H25ZM34 169V168H33ZM53 169V168H52ZM74 169V168H73ZM116 169V168H115ZM114 169V170H115ZM27 170V169H26ZM25 170V171H26ZM49 171H50V169H48ZM122 170V169H121ZM42 171V170H41ZM112 172H113V170H112ZM123 172V171H122ZM234 172H237V174H238V176L237 177H235L234 175H233V173ZM238 172H241V174H239ZM190 174V175H191ZM210 178H208V177ZM232 177V178H231ZM207 178V179H206ZM209 179V180H208ZM224 179V178H223ZM227 179V178H226ZM210 180V181H211ZM236 180L235 181H233V183H231V182H228V181H230V180H228L227 182H225V181H222L221 180V186H219V190H217V185H216V191H218V193H217V195L219 196H221V197H224V198H230V199H232V200H237L238 198V196L236 197V195H235V193L233 192V190L234 189H236L235 188V186H230L231 184H234V182H236ZM245 183V184H244ZM237 184V183H236ZM199 185V184H198ZM236 187H238V186H236ZM254 187V186H253ZM256 187V186H255ZM241 188V187H240ZM258 188V187H257ZM197 189V188H196ZM242 189V188H241ZM240 189V190H241ZM246 189V188H245ZM244 189V190H245ZM248 189V188H247ZM235 191V190H234ZM238 191V190H237ZM248 191V190H247ZM185 192V191H184ZM187 192V191H186ZM186 192H185V194L184 195H186ZM189 192H192V191H189ZM189 192L187 193V194H189ZM201 192V191H200ZM243 192V191H242ZM148 194V193H147ZM191 194V193H190ZM207 195H208V193H207ZM206 195V196H207ZM244 195V194H243ZM246 195V194H245ZM264 195V194H263ZM181 196V195H180ZM216 196V195H215ZM249 196V195H248ZM13 197V196H12ZM162 197V196H161ZM175 197V196H174ZM182 197L183 196H181V199H180V203H183V206H184V204H185V202L186 201H188L189 200V198H188V200L186 199L187 197H189V196H187L186 198H185V196H184V198L186 199V201H184V199H182ZM247 197V196H246ZM253 197V196H252ZM259 198H260V195L258 196ZM258 197H256V198H258ZM17 198V197H16ZM24 198V197H23ZM164 198V199H165ZM173 198V197H172ZM172 198H170L169 197V200L168 201H164L165 203L164 204H168L169 206H170V210H169V207H168V210H169V213L173 216V215H175V217L176 218H178L179 220H181V222H182V225H184V226H186L189 230H191L192 232H194V234L195 235H198L199 234V231H201V229L204 231L205 230V234L206 233H209L211 230H215L216 228H217V231H215V233H217V234H219L220 235V237L222 236V237H225L224 235H228L229 234V231L231 232V228L229 229L228 227L230 226L231 227V225H228L229 223H228V221L227 220H225L224 218L223 219H220V217H218L219 219H214V218H212L213 216H210V214L211 213H209L208 215H209V217H206L205 218V216H203L205 219H201V218H199V219H197L198 218V215H197V217L196 218H192L191 217V215L192 214H190V213H188L189 211H191V209L188 211V210H180L179 209V207H176V205H175V203H174V201L172 200ZM176 198H178V197H176ZM175 198V199H176ZM180 198V197H179ZM263 198V197H262ZM14 199V198H13ZM21 199V198H20ZM201 199H202V197H201ZM22 200V199H21ZM181 200H183V202L181 201ZM241 200H243V199H241ZM245 200V199H244ZM256 200V199H255ZM16 201V200H15ZM238 201H239V199H238ZM237 201V202H238ZM263 201V200H262ZM23 202V201H22ZM27 202V201H26ZM227 202V201H226ZM236 202V201H235ZM245 202V201H244ZM114 203V202H113ZM187 203V202H186ZM191 203V202H190ZM190 203H188V204H190ZM247 203V202H246ZM14 204V203H13ZM12 204V205H13ZM19 204V203H18ZM120 203H118V205H119ZM152 204V203H151ZM163 204V206L162 207H164V208H167L165 205ZM188 204H186V205H188ZM244 204V203H243ZM262 204V203H261ZM11 205V206H12ZM19 205H22V204H19ZM181 206H182V204H180ZM191 205H192V203H191ZM199 207H198V209L199 210H201V211H204V209H206V211L207 210H209V209H207L205 206V202H203V201H201V204L199 203ZM212 205H214L213 203H212ZM260 205V204H259ZM154 206H158L157 204H155ZM255 206V205H254ZM258 206V205H257ZM17 207V206H16ZM23 207V206H22ZM186 207V206H185ZM212 207H215V206H212ZM211 207V208H212ZM217 207V206H216ZM264 207V206H263ZM156 208H158V207H156ZM161 208V207H160ZM159 208V209H160ZM210 208V209H211ZM260 208H261V205H260ZM127 209V208H126ZM130 209V208H129ZM155 209V208H154ZM162 209V208H161ZM119 210H122V209H119ZM119 210H118V212H119ZM123 211V210H122ZM188 211V212H187ZM257 211V210H256ZM258 211H260V210H258ZM108 212V211H107ZM157 211H155L154 210V214L156 213ZM163 212V211H162ZM193 212V211H192ZM209 212V211H208ZM216 212V211H215ZM214 212V213H215ZM218 212V211H217ZM114 213H117V212H114ZM166 213V212H165ZM232 213V212H231ZM152 214V213H151ZM199 214V213H198ZM205 214H206V212H205ZM204 214V215H205ZM213 214V213H212ZM217 214V213H216ZM208 215H206V216H208ZM219 215V214H218ZM217 215V216H218ZM231 215V214H230ZM196 216V215H195ZM111 217V216H110ZM162 217V216H161ZM200 217H202L201 215H200ZM222 217V216H221ZM229 217V216H228ZM113 218V217H112ZM43 219V218H42ZM102 219V218H101ZM168 219V218H167ZM253 219H254V217H253ZM260 219H263L264 220V215L262 214L261 215V217H260ZM44 220V219H43ZM46 220V219H45ZM51 220V219H50ZM90 220V219H89ZM94 220V219H93ZM176 220V219H175ZM174 220V221H175ZM178 220V221H179ZM197 220H200V221H203V222H199L198 223V221ZM258 220V219H257ZM174 221H172V222H174ZM110 222V221H109ZM145 222V221H144ZM167 222V221H166ZM170 222V221H169ZM181 222H179V224L181 223ZM257 222V221H256ZM264 222V221H263ZM39 223H40V221H39ZM44 223V222H43ZM100 223V222H99ZM165 223V222H164ZM101 224V223H100ZM99 224V225H100ZM109 224H111V223H109ZM113 225H114V223H112ZM139 224V223H138ZM177 224V223H176ZM255 224V223H254ZM102 225V224H101ZM108 225V224H107ZM137 225V224H136ZM181 225V224H180ZM180 225L178 226V227H180ZM259 226H260V224H258ZM70 226H71V229L73 230V231H76V232H79L81 229H84L83 227V225L79 222V221H77V220H74V219H70ZM143 226V225H142ZM159 226V225H158ZM164 226V225H163ZM166 226H167V224H166ZM170 226V225H169ZM175 226V225H174ZM263 226V225H262ZM136 227V226H135ZM264 227V226H263ZM141 228H143V227H141ZM141 228H138V229H140L139 231H138V229L136 230V231H138L137 233H131V236H133L134 238H137L138 240H139V238H142V237H144V231H142L141 230ZM145 228V227H144ZM147 228V227H146ZM145 228V229H146ZM163 229L165 228V227H162ZM167 228V227H166ZM169 228L170 227H168V230H169ZM181 228H182V232L181 233H184L185 232V230L183 231V226H181ZM180 228V229H181ZM214 228V229H213ZM259 228V227H258ZM87 229V228H86ZM232 229H234V228H232ZM115 230V229H114ZM167 230V231H168ZM173 230H175V229H173ZM178 230V229H177ZM259 230V229H258ZM261 230V229H260ZM264 230V229H263ZM136 231H133V232H136ZM142 231V232H141ZM166 231V232H167ZM180 231V230H179ZM206 231H208V232H206ZM112 232H113V230H112ZM160 232V231H159ZM164 232H165V230H164ZM165 232V233H166ZM175 233H173V232H171V231H169V233L167 232L166 234L170 237H174V236H178L180 233H178V232H176V231H174ZM187 232V234H186V236L187 235H189V233H188V231H186ZM212 232H214V231H212ZM261 232H262V230H261ZM117 233V232H116ZM198 233V234H197ZM228 233V234H227ZM233 233V232H232ZM242 233V232H241ZM101 234V233H100ZM103 234V233H102ZM111 234V233H110ZM166 234H163V235H166ZM210 234V233H209ZM222 234V235H221ZM231 234V233H230ZM257 234V233H256ZM86 235V234H85ZM130 235V234H129ZM193 235V234H192ZM192 235H191V237H192ZM219 235L217 236V235H215L214 237H212V238H219L220 239V237H219ZM81 236V235H80ZM108 237H109V235H107ZM145 236H146V234H145ZM149 236V235H148ZM148 236H147V238H148ZM162 236V235H161ZM185 236V235H184ZM194 236V235H193ZM213 236V235H212ZM93 237V236H92ZM92 237H90V236H84V235H82L80 238L83 240V241H87V242H90L91 241V239H92ZM96 237H98V236H96ZM99 237H101V235L99 236ZM98 237V239H100ZM104 237H106V236H104ZM111 237V236H110ZM112 237L113 238H115L114 237V235H112ZM164 237V236H163ZM179 237V236H178ZM177 237V238H178ZM190 237V235H189V237L187 236V238H191ZM197 237V236H196ZM195 237V238H196ZM221 237V238H222ZM229 237V236H228ZM94 238V237H93ZM117 238V237H116ZM124 238V237H123ZM123 238H121L122 240H123ZM150 238V237H149ZM175 238V237H174ZM173 238V239H174ZM217 238V239H218ZM225 238H227V237H225ZM225 238H223V239H225ZM230 238L231 237H229V239L228 240H230ZM96 239V238H95ZM97 239V240H98ZM120 239V240H121ZM137 239H136V241H137ZM163 239H165V238H163ZM167 239H169L168 237H167ZM167 239H165V240H167ZM170 239H172V238H170ZM186 239V238H185ZM197 239V238H196ZM200 239V238H199ZM103 240V239H102ZM108 240H109V238H108ZM118 240V239H117ZM117 240H115V241H117ZM127 240H128V238H127ZM130 240V239H129ZM146 240V239H145ZM151 240V239H150ZM160 240V239H159ZM179 240H182V239H179ZM214 240H216V239H214ZM132 241H134V240H132V238H131V241L129 242V244H127V242L128 241H126V247H128V248H126V249H128V250H130L131 249V251L132 250H134V249H132L133 247H137L138 246V244H140V243H137L136 242V244L134 243V242H132ZM139 241H141L142 242V240H139ZM144 241V240H143ZM153 241V240H152ZM210 241H212V240H210ZM219 241V240H218ZM222 241V239L220 240V242ZM99 242H100V240H99ZM154 242V241H153ZM153 242H150L149 244L150 245H152L151 243H153ZM161 242V241H160ZM168 242H169V240H168ZM225 242V241H224ZM228 242V241H227ZM91 243V242H90ZM116 243V242H115ZM121 243H123V242H121ZM134 244V245H132V244ZM142 243H145V242H142ZM141 243V244H142ZM162 243V242H161ZM223 243V242H222ZM114 244V243H113ZM147 244V243H146ZM154 244V243H153ZM176 244V243H175ZM122 245V244H121ZM120 245V246H121ZM133 246L132 248H129V246ZM150 245H148L147 244V246H148V248H149V246ZM220 245H222V244H220ZM224 245V244H223ZM144 246H145V244H143L141 247H143L144 248ZM153 246V245H152ZM152 246H150V249H149V251L151 250V249H153L152 248ZM162 246V245H161ZM177 246V247H176ZM191 245H190V241L189 240H186L185 241V243L183 242V244H182V242H179V244H177V245H175L174 247V250H177L181 255V258H182V260H181V262H179V260L177 261V262H179V264H184L185 263V260H188L187 259V256H188V253L190 252L189 251V249L188 248H190L191 249V247H190ZM73 248H74V246H72ZM81 247V246H80ZM111 247V246H110ZM123 247V246H122ZM122 247H120V248H122ZM154 247V246H153ZM156 247V246H155ZM163 247V246H162ZM112 248V247H111ZM118 248V247H117ZM145 248H146V246H145ZM148 248H147V253L145 252V255H146V257H148L149 255L150 256H153L151 253L147 256V254L149 253L148 252ZM78 249V248H77ZM76 249V250H77ZM114 249V248H113ZM123 249V248H122ZM172 249V248H171ZM73 250V249H72ZM75 250V249H74ZM88 250V249H87ZM86 250V251H87ZM138 250V249H137ZM155 250V249H154ZM153 250V251H154ZM156 250H158V249H156ZM110 251V250H109ZM152 251V250H151ZM153 251H152V253H153ZM192 251V250H191ZM73 252V251H72ZM133 252V251H132ZM75 253V252H74ZM78 253V252H77ZM86 253V252H85ZM114 253V252H113ZM156 253V252H155ZM82 254V253H81ZM105 254V253H104ZM137 254H140L141 255V257H142V255H144V253L142 254V253H139V251H138V253ZM157 254V253H156ZM162 254V253H161ZM169 254V253H168ZM177 254V253H176ZM135 255V254H134ZM173 255V254H172ZM72 256V255H71ZM74 256H75V254H74ZM108 256V255H107ZM150 256L148 257V258H146V257H144V258H146V259H151L150 261H152V257L150 258ZM157 256V255H156ZM164 256V255H163ZM165 256H167V255H165ZM106 257V256H105ZM112 257V256H111ZM143 258V259H144ZM155 258H157V257H155ZM164 258V257H163ZM159 259V258H158ZM164 259H166V258H164ZM168 259V258H167ZM166 259V260H167ZM97 260H99V259H97ZM140 260H142V259H140ZM112 261H113V259H112ZM136 261V260H135ZM143 261V260H142ZM189 262V261H188ZM188 262L186 261V263L188 264ZM137 263V262H136ZM138 263H141V262H138ZM148 263V262H147ZM146 263V264H147ZM185 263V264H186ZM190 263V262H189ZM177 264V263H176ZM191 264V263H190ZM193 264V263H192ZM200 264V263H199Z\"/></svg>",
  "mask_w": 264,
  "mask_h": 264
},
{
  "label": "flooded vegetation",
  "instance_id": "3",
  "mask_svg": "<svg viewBox=\"0 0 264 264\" xmlns=\"http://www.w3.org/2000/svg\"><path fill=\"white\" fill-rule=\"evenodd\" d=\"M205 48H207V47H205Z\"/></svg>",
  "mask_w": 264,
  "mask_h": 264
}]
</instances>
